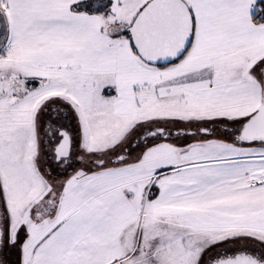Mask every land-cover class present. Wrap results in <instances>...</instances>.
I'll list each match as a JSON object with an SVG mask.
<instances>
[{
  "label": "snow or ice",
  "instance_id": "1",
  "mask_svg": "<svg viewBox=\"0 0 264 264\" xmlns=\"http://www.w3.org/2000/svg\"><path fill=\"white\" fill-rule=\"evenodd\" d=\"M0 264H264V0H0Z\"/></svg>",
  "mask_w": 264,
  "mask_h": 264
}]
</instances>
